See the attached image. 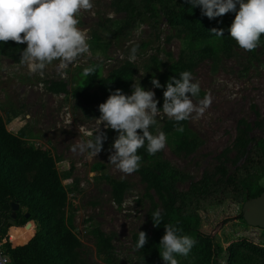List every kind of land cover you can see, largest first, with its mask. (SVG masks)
I'll return each instance as SVG.
<instances>
[{
  "label": "rangeland",
  "instance_id": "obj_1",
  "mask_svg": "<svg viewBox=\"0 0 264 264\" xmlns=\"http://www.w3.org/2000/svg\"><path fill=\"white\" fill-rule=\"evenodd\" d=\"M92 2L94 15L83 10L77 14L80 21L77 27L88 30L89 52L82 54L66 70L65 76L59 74L61 70L56 67L57 62L45 68L41 76L30 73L27 66L20 63L22 51L0 54V118L9 133L32 147H45L49 151L67 190V213L72 215L73 232L83 246L87 263L141 264L130 237L147 228L144 216L147 204H134L143 192L137 174L123 173L109 160L115 154L112 144L118 133L101 124L99 132H103L106 139L99 153L90 157L91 149L81 151L77 147L74 150L76 144L92 138L91 133L97 128L96 119L84 116L68 96L46 92L41 82L48 79L67 82L70 71L89 60L101 62L102 76L128 60L137 68L135 80L141 82L146 75L144 66L154 49L159 51L158 58L166 65L170 61L165 53L175 60L180 53L188 55L189 50L183 39L165 25L160 13L156 20L146 17L142 12L144 0ZM162 2L164 0H154L156 10H161ZM130 10L132 15L139 13L136 22L125 33L112 38L109 33L128 18ZM110 13L114 16L110 17ZM166 38L169 40L165 41ZM142 43L147 46L141 49ZM133 55L135 60L131 59ZM192 76L191 82L198 83L200 91L194 97L188 95L194 111L189 114L186 126L198 137L199 144L187 155L176 153V135L168 134L165 148L158 152L161 161L185 175L184 181L175 183V188L182 192L218 163L217 156L231 145L238 120L252 125L250 134L253 138L264 136V41L252 53L238 45L233 47L229 57L215 53L199 61ZM143 90L151 91V88L146 84ZM165 118L168 117H156L153 134ZM95 164L103 168L91 171ZM103 176L128 185L129 190L123 194L120 207L111 202L109 186ZM261 183L264 184V179ZM241 207L226 198L216 199L214 203L205 201L200 207L199 231L222 247L239 238L264 245V230L248 227L238 217ZM91 228L113 235V249L108 257L95 253L89 234Z\"/></svg>",
  "mask_w": 264,
  "mask_h": 264
},
{
  "label": "trees",
  "instance_id": "obj_2",
  "mask_svg": "<svg viewBox=\"0 0 264 264\" xmlns=\"http://www.w3.org/2000/svg\"><path fill=\"white\" fill-rule=\"evenodd\" d=\"M153 3L154 0H144L142 12L152 20H156L160 13L165 25L183 39L189 50L188 55L180 53L175 60L165 53L170 61L166 65L158 58L159 51L154 49V54L144 66L146 75L139 82L140 86L149 85L155 93L157 108L162 109L163 93L166 91L164 85L169 78L179 80V74L184 71L192 74L199 61L215 53L230 56L237 44L229 36L228 29L236 13L230 12L209 20L201 14L199 6L192 8L185 0H164L160 11L155 9ZM131 11L128 18L109 33L112 38L122 35L136 22L139 13L132 15ZM214 28L223 30V35L215 36L211 31ZM263 41L264 35L259 43ZM146 46L147 43L140 45L141 49ZM25 48L26 44L18 45L11 40L0 42V54L20 52ZM90 66L95 71L84 75L83 69ZM136 75V66L128 60L105 76L101 74V62L89 60L87 64L73 68L67 82L48 79L41 83L51 95L68 96L84 116L99 119V105L106 102L112 92L119 89L127 96L132 95ZM154 78L159 81L160 88H153L151 80ZM254 115L258 117L257 112ZM186 123L187 120L177 122L165 118L159 128L166 135H176L174 151L185 155L199 144L198 137L187 129ZM155 125L150 126L149 130L152 131ZM180 128L183 131H179ZM137 131L142 135L140 130ZM251 131L250 123L238 120L230 147L223 149L217 156L218 163L210 171H204L197 181L191 182L185 192L175 188V183L186 179L185 175L161 161L158 153L149 154L147 144L138 149L137 154L142 159L135 173L143 184V192L134 200V204H147L144 214L147 228L139 231L146 234V243L141 249L136 248L139 232L131 234L130 239L141 264H165L160 255L163 251L160 240L165 234L164 225L169 223L196 240L187 257L175 254L179 264H264L263 244L239 238L222 247L209 235L199 231L200 207L205 201L214 203L216 199L226 198L240 208L244 202L256 198L264 190L261 183L264 179V136L253 138ZM102 168V165L95 164L91 171ZM103 179L109 186L111 202L120 207L123 194L129 190L128 185L107 176H103ZM11 202L18 205L14 227L21 228L8 229L6 221ZM66 207L67 190L49 151L45 147H32L9 133L0 118V252L8 259V264H88L83 246L73 232L72 215L67 213ZM157 209L161 211L163 219L158 227H154L152 214ZM24 214L28 215L26 219ZM238 217L241 218L240 214ZM30 221L35 224L34 234ZM6 231L14 247L6 239ZM89 234L95 253L108 257L113 249V235L105 234L98 228H91Z\"/></svg>",
  "mask_w": 264,
  "mask_h": 264
},
{
  "label": "clouds",
  "instance_id": "obj_3",
  "mask_svg": "<svg viewBox=\"0 0 264 264\" xmlns=\"http://www.w3.org/2000/svg\"><path fill=\"white\" fill-rule=\"evenodd\" d=\"M192 8L200 7L201 14L212 20L235 12V18L228 29L229 36L239 48L252 51L259 46L264 35V0H185ZM92 0H0V42L13 41L16 44H26L21 52L20 63L26 65L29 72L43 76V70L56 63L60 75L65 76L66 70L78 58L89 52L88 30L77 27L80 21L77 14L82 10L92 12ZM238 9V10H237ZM94 15L95 13L92 12ZM109 16H114L110 13ZM217 37L223 35V30L212 29ZM135 52V49H133ZM135 60V56L131 57ZM94 67L83 69L84 75H90ZM180 79L169 78L164 85V104L157 108L153 91H145L139 81L133 82L132 95L127 96L121 90L112 92L106 102L99 105L100 117L96 119L97 128L91 133V139L74 146L81 151L91 149L89 156L94 157L101 151L102 142L106 139L99 126L104 125L118 133L112 144L115 154L109 157L111 163L119 170L132 174L139 170L142 157L138 149L147 144V152L151 155L163 150L167 144V136L158 130L156 134L150 131V126L157 124V116H167L177 122L189 119L194 111L192 99L186 95L196 96L200 89L198 83H192L191 72L184 71ZM153 88H160L157 79H152ZM175 85V86H173ZM207 102V101H205ZM202 112L203 109H200ZM198 118V117H197ZM140 130L141 134H138ZM183 131V128L178 129ZM153 226L158 227L163 217L157 209L152 214ZM165 234L160 240L163 251L160 253L165 264H179L175 254L187 257L196 244V240L182 234L181 230L165 224ZM146 243V234L139 232L137 249Z\"/></svg>",
  "mask_w": 264,
  "mask_h": 264
},
{
  "label": "water",
  "instance_id": "obj_4",
  "mask_svg": "<svg viewBox=\"0 0 264 264\" xmlns=\"http://www.w3.org/2000/svg\"><path fill=\"white\" fill-rule=\"evenodd\" d=\"M9 208L10 214L6 222L9 227H14L13 220L16 217L18 205L17 203L11 202ZM240 216L248 227L264 230V190L256 198L243 203ZM27 217L28 215L24 214V218L26 219Z\"/></svg>",
  "mask_w": 264,
  "mask_h": 264
},
{
  "label": "crops",
  "instance_id": "obj_5",
  "mask_svg": "<svg viewBox=\"0 0 264 264\" xmlns=\"http://www.w3.org/2000/svg\"><path fill=\"white\" fill-rule=\"evenodd\" d=\"M23 211V210H22ZM32 224H33V228H34V232H33V234L35 233V231H36V229H35V224H34V222H32V221H30ZM10 228H14V229H17V228H21V227H9L8 229H10ZM8 229H7V231H8ZM7 231H6V239L8 240V242L10 243V241H9V238H8V236H7ZM32 237V236H31ZM24 244V243H23ZM23 244H20V245H23ZM10 245H11V247H14L11 243H10ZM16 246H19V245H16Z\"/></svg>",
  "mask_w": 264,
  "mask_h": 264
},
{
  "label": "built area",
  "instance_id": "obj_6",
  "mask_svg": "<svg viewBox=\"0 0 264 264\" xmlns=\"http://www.w3.org/2000/svg\"><path fill=\"white\" fill-rule=\"evenodd\" d=\"M0 244H1V242H0ZM0 264H8V259L5 256H3L1 254V252H0Z\"/></svg>",
  "mask_w": 264,
  "mask_h": 264
}]
</instances>
